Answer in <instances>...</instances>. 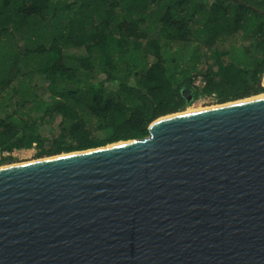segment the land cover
Segmentation results:
<instances>
[{"label": "water", "instance_id": "water-1", "mask_svg": "<svg viewBox=\"0 0 264 264\" xmlns=\"http://www.w3.org/2000/svg\"><path fill=\"white\" fill-rule=\"evenodd\" d=\"M245 100L0 167V264H264V97Z\"/></svg>", "mask_w": 264, "mask_h": 264}, {"label": "trees", "instance_id": "trees-1", "mask_svg": "<svg viewBox=\"0 0 264 264\" xmlns=\"http://www.w3.org/2000/svg\"><path fill=\"white\" fill-rule=\"evenodd\" d=\"M263 77L264 0H0V153L141 140L201 98L264 94Z\"/></svg>", "mask_w": 264, "mask_h": 264}, {"label": "rangeland", "instance_id": "rangeland-1", "mask_svg": "<svg viewBox=\"0 0 264 264\" xmlns=\"http://www.w3.org/2000/svg\"><path fill=\"white\" fill-rule=\"evenodd\" d=\"M198 85V82L196 83ZM264 95V94H261ZM187 98H190L189 96H186ZM219 105L216 104L215 99L212 97L208 98H201L197 101H195L191 106H189L187 109L193 107L195 109H205V108H212V107H217ZM185 109V110H187ZM58 120L54 122L56 124ZM37 150L36 149H30V150H21V151H14L11 154L7 153H0V159L3 157H11L13 159V163L10 165H15V164H21V163H27V162H33L41 159H37ZM45 159V158H42ZM10 165H3L0 167H5V166H10Z\"/></svg>", "mask_w": 264, "mask_h": 264}, {"label": "bare ground", "instance_id": "bare-ground-1", "mask_svg": "<svg viewBox=\"0 0 264 264\" xmlns=\"http://www.w3.org/2000/svg\"><path fill=\"white\" fill-rule=\"evenodd\" d=\"M261 97H264V96H263V95H260V96L255 97V98L246 99L245 101H249V100H253V99L261 98ZM245 101H241V102H245ZM239 103H240V102H239ZM212 108H214V107H212ZM208 109H211V108L195 109V108L191 107V108L187 109V110L185 111V113L188 114V113L200 112V111L208 110ZM33 162H35V161H33ZM33 162H27V163L15 164V165H22V164H28V163H33Z\"/></svg>", "mask_w": 264, "mask_h": 264}]
</instances>
